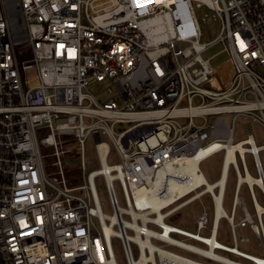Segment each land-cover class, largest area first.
I'll list each match as a JSON object with an SVG mask.
<instances>
[{
  "label": "built area",
  "instance_id": "built-area-1",
  "mask_svg": "<svg viewBox=\"0 0 264 264\" xmlns=\"http://www.w3.org/2000/svg\"><path fill=\"white\" fill-rule=\"evenodd\" d=\"M198 8L218 22L211 42L200 41ZM219 44L232 65L221 83L217 68L202 56ZM98 85L106 86L101 100L91 93ZM209 116L219 117L209 122ZM239 117L246 137L236 141ZM122 124L128 127L117 132ZM253 124L264 129V0H0V264H118L112 238L120 240L126 264H177L172 248L179 237L218 254L200 256L214 263L226 264L224 258L227 264H264V255L239 249L250 238L238 230L249 227L264 250V216L263 222L256 216V189L264 207V144L256 141ZM90 136L100 169L72 185L62 158L78 152L85 170ZM221 144L245 147L244 156L237 152L228 165L226 181L232 171L237 175L230 216L217 217L219 187L197 192L207 184L159 208L138 199L142 193L166 199L175 189L171 182L183 175L160 173ZM111 145L118 164L108 163ZM42 147L54 149V172ZM220 152L223 177L225 148H214L200 168ZM247 172L255 182L241 185L240 175ZM98 176L105 181L111 215L102 209ZM243 185L257 221L239 195ZM206 195L214 203L211 226L206 211L192 234L166 222ZM238 209L243 217L236 220ZM222 218L232 246L218 239ZM212 238L218 242L214 248L207 242ZM147 240L152 245L142 244ZM146 256L155 263L141 262Z\"/></svg>",
  "mask_w": 264,
  "mask_h": 264
},
{
  "label": "rangeland",
  "instance_id": "rangeland-1",
  "mask_svg": "<svg viewBox=\"0 0 264 264\" xmlns=\"http://www.w3.org/2000/svg\"><path fill=\"white\" fill-rule=\"evenodd\" d=\"M196 15L200 22V28H201L200 41L201 43L211 42L218 35V22L216 21L214 16L211 14V11H206L204 8H198L196 10ZM223 49H224L223 46L220 44L214 45L211 48L207 49L203 53L202 56L205 60H209L212 66L223 67L225 65H228L230 62L229 54L225 52ZM105 89H106L105 85H98L91 89V93L95 95L98 100H101L105 96V93H104ZM224 116L230 122L231 115L226 114ZM218 117L219 116H209L207 119L209 122H214ZM194 121L196 123H199L201 120L196 118ZM244 125H245L244 120L241 117H239L238 122H237L236 132H235L236 141L244 139L246 137ZM126 127H128V124L118 125L116 127V131L119 132L120 130L125 129ZM253 131L255 134L256 141L259 143V145H263L264 144V129L258 124H253ZM103 139L108 141L106 137H103ZM53 152H54L53 148L42 147V153L46 155L45 162L50 172H54L51 165L54 163V161H56V158L53 156ZM223 157H224V152L216 153L210 156L209 158H207L206 160H204V162L202 163V166L200 169L203 175H205L204 177L209 184L216 182L220 178L221 168H222V164L224 160ZM84 159H85V167H86L85 170L81 168V158L78 155V152L73 151L71 153L66 154L62 158L63 166L66 171V176L72 185H79L81 183H84L86 180V176L90 172L97 171L100 169V162H99V158H98L97 151L95 148V139L93 136H90L85 143ZM260 159H261V163L264 169V149L260 151ZM120 161L121 160L119 156L116 154L113 146L111 145V153L108 158V163L110 165H113V164H118ZM246 161H247L250 172L253 175H255L251 156L247 155ZM236 177L237 175L234 173V171H232L230 178L226 185L223 209L226 212V214L229 216L231 215L232 205H233V201L235 198L234 193H235V188L237 186ZM95 186H96L97 193H98L104 213L111 215L113 213V210L110 204L105 181L102 176L96 177ZM114 188H115V192H116L120 205L124 207L125 206L124 194H123V191H122V188L119 182L117 181L114 182ZM202 190L203 188L199 189L197 192L199 193ZM194 194L195 193H193L189 197L193 196ZM239 195L245 201L246 206L249 212L254 217L255 221H257V218L255 216V211L253 209L251 198L249 195V191L246 185L241 186ZM256 195L260 203H263L260 192L257 189H256ZM186 199L188 198H184L183 200L179 201L176 205L185 201ZM205 211L208 214L210 226H211L213 216H214V203L210 195H206L202 197L201 199H197L196 201L183 207L178 212H176L174 215H172L170 218H168L166 222L180 229H184V230L191 231V232H196L198 219ZM242 217H243V213L240 209H238L236 220H239ZM201 234L208 235L209 232H201ZM241 234H244L245 236L249 237L250 242L245 243V244L240 243L239 249L247 253L254 254V255H259V256L264 255V250L260 247L256 235L252 232V230L249 227L243 230H238V236H241ZM181 239H184V238H181ZM218 239L225 245L232 246L234 244L229 224L225 218H222L219 221ZM191 243L198 245L200 247H204L201 244L196 243V242L191 241ZM112 247H113L114 255H115V258L118 264H126V258L124 256V252H123V248H122V244L120 240L117 238H112ZM172 250L180 255L195 259L199 262H205L209 264H218V263L209 261L207 259H204L200 256L192 255L188 252H185L177 248H172ZM218 253L226 257H231V255L225 252H222V251H219ZM134 257L135 258L138 257V251L136 248L134 249ZM239 261L246 262L242 259H239Z\"/></svg>",
  "mask_w": 264,
  "mask_h": 264
},
{
  "label": "bare ground",
  "instance_id": "bare-ground-1",
  "mask_svg": "<svg viewBox=\"0 0 264 264\" xmlns=\"http://www.w3.org/2000/svg\"><path fill=\"white\" fill-rule=\"evenodd\" d=\"M217 147H222V148H225L227 150V159H226V165L224 168V176L221 177L220 180L217 181L216 184H209L205 180L204 175L200 169L199 161L202 158H204L206 155H208L210 152H212L214 148H217ZM237 152H241V154L243 155L245 152V147L241 144H233V145L221 144V145L214 146L211 149L203 150L200 153L193 156L192 158H188L183 164L172 165L167 170H164L160 173V177H163V175L165 173L171 174V175H176L177 177H179L180 175H183L180 180H176V181L171 182V186L174 187L175 189L172 191V193L171 192L169 193V195L166 199L163 198V199L158 201L155 196H150V195H148V193L140 194L138 196V199H140V200L147 199V200H149L150 204L154 208H159L160 206H162L166 203H169L170 201H172L174 199H177L179 196L186 194V193L194 190L195 188H198L201 185L207 184L203 188V191L201 194L211 193V192H213L214 188L217 186L221 189V195L216 196L217 217L219 219V217L221 215L222 216L226 215V212L223 209V201H224L223 195H224L225 186L227 183L226 175L228 172V165L230 164V162L231 161L236 162V153ZM104 165H105V169H108L110 167V165L106 163L105 159H104ZM245 182H249L252 185V183L255 182V177L252 174H250L249 172H247L246 176L240 175V184L242 185ZM195 197L198 198V196H195ZM256 216L259 218L260 221L263 222L264 207L258 201H257ZM176 228H177L178 232L181 231V233H182L184 231L188 234H192V233H190L191 231L180 229L178 227H176ZM197 236L198 235H196V237ZM198 237L201 238V236H198ZM207 242L211 243L212 248H214V246L218 243L214 238L208 239ZM142 244L143 245H146V244L152 245V243L149 240H147L146 242H144ZM176 247L180 248V250H183L185 252H188V253H191V254H194L197 256L208 254V255L214 256L216 258H219V255L216 254L215 252H213L212 250H207L204 247H200L198 245H195V244H193L189 241L183 240L181 238H178L176 240ZM156 248L158 249V247H156ZM221 260L226 264L231 263L228 260H225L224 258H222ZM176 261H177V264H205L204 262H199L195 259L180 255L178 253L176 254ZM141 262L155 263V260H154V257L148 258L146 256V257H143L141 259ZM136 264H139V263H136Z\"/></svg>",
  "mask_w": 264,
  "mask_h": 264
},
{
  "label": "crops",
  "instance_id": "crops-1",
  "mask_svg": "<svg viewBox=\"0 0 264 264\" xmlns=\"http://www.w3.org/2000/svg\"><path fill=\"white\" fill-rule=\"evenodd\" d=\"M221 45V44H220ZM223 46V45H222ZM223 48H224V46H223ZM224 50V49H223ZM223 52V51H222ZM217 68V70H218V72L220 73V76H218V80H219V82L221 83L222 81V78H224V77H228L230 74H231V72H232V65H231V63L229 62V64L228 65H226V66H223V67H216ZM221 68V69H220ZM204 162V161H203ZM202 162V163H203ZM201 166H202V164H201ZM205 176V175H204ZM205 178V177H204ZM220 178H221V174H220ZM220 178L217 180V181H219L220 180ZM206 180V179H205ZM216 181V182H217ZM216 182H214V183H216ZM208 183V182H207ZM214 183H212V184H214Z\"/></svg>",
  "mask_w": 264,
  "mask_h": 264
}]
</instances>
